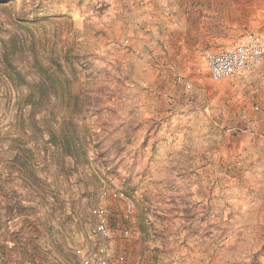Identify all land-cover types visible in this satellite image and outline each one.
<instances>
[{"label": "rangeland", "instance_id": "rangeland-1", "mask_svg": "<svg viewBox=\"0 0 264 264\" xmlns=\"http://www.w3.org/2000/svg\"><path fill=\"white\" fill-rule=\"evenodd\" d=\"M181 1L0 0V264H264L251 74L225 114L149 95Z\"/></svg>", "mask_w": 264, "mask_h": 264}, {"label": "crops", "instance_id": "crops-1", "mask_svg": "<svg viewBox=\"0 0 264 264\" xmlns=\"http://www.w3.org/2000/svg\"><path fill=\"white\" fill-rule=\"evenodd\" d=\"M172 8L176 12L173 18L176 24L167 26L166 31L173 32L172 35H167L170 44L162 56L144 57L149 67L147 80L153 83L149 95L158 94L165 104L167 100L172 102L170 106L181 103V109L192 108L191 111L195 113L211 111L213 115H219L217 107L220 106L222 112L225 111L224 114L229 112L230 102L240 98L241 94L232 95L231 90L225 86L226 81L238 83L241 79H212L200 54L203 48L219 47L222 43L238 39L246 31L264 32V0H190L181 1ZM250 77L254 81L253 93L259 99V105L253 108L256 116L244 121L247 129L243 135L244 147L241 150L246 154H257L253 157H262L264 62ZM242 98L246 100V95ZM238 115L243 120L245 115L240 116V112ZM214 118L216 120L217 116ZM214 120L212 121L215 122ZM250 127L253 131L249 130ZM258 131L262 134L257 135Z\"/></svg>", "mask_w": 264, "mask_h": 264}, {"label": "built area", "instance_id": "built-area-1", "mask_svg": "<svg viewBox=\"0 0 264 264\" xmlns=\"http://www.w3.org/2000/svg\"><path fill=\"white\" fill-rule=\"evenodd\" d=\"M205 65L212 79L239 80L252 74L264 62V32L246 31L232 45L202 50ZM116 197V193L112 194ZM93 216L100 220L91 228V235L98 238L108 236L107 227L101 219L105 215L103 207L92 210ZM79 264H107V250L103 244L95 251L76 249Z\"/></svg>", "mask_w": 264, "mask_h": 264}, {"label": "trees", "instance_id": "trees-1", "mask_svg": "<svg viewBox=\"0 0 264 264\" xmlns=\"http://www.w3.org/2000/svg\"><path fill=\"white\" fill-rule=\"evenodd\" d=\"M7 60V59H6ZM59 67L61 68V65H59ZM17 75H19L18 73H17Z\"/></svg>", "mask_w": 264, "mask_h": 264}]
</instances>
